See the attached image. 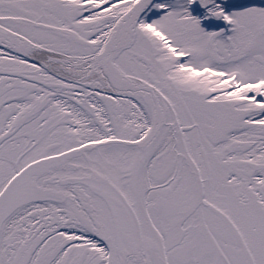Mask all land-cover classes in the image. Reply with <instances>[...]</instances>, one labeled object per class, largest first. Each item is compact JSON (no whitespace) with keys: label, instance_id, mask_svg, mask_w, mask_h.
Here are the masks:
<instances>
[{"label":"snow or ice","instance_id":"obj_1","mask_svg":"<svg viewBox=\"0 0 264 264\" xmlns=\"http://www.w3.org/2000/svg\"><path fill=\"white\" fill-rule=\"evenodd\" d=\"M0 264H264V0H0Z\"/></svg>","mask_w":264,"mask_h":264}]
</instances>
